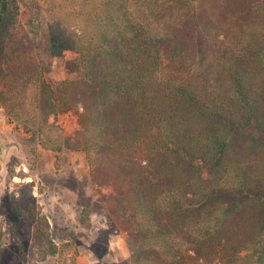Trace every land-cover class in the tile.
I'll return each instance as SVG.
<instances>
[{
  "label": "trees",
  "instance_id": "obj_1",
  "mask_svg": "<svg viewBox=\"0 0 264 264\" xmlns=\"http://www.w3.org/2000/svg\"><path fill=\"white\" fill-rule=\"evenodd\" d=\"M156 1L71 0L66 26L65 5L48 6L55 29L44 35V52L75 53L65 69L73 79L58 83L65 99L49 96V110H78L76 143L86 153L92 183L115 192L133 233L134 264H264V100L242 78L238 64L247 47L235 28L245 10L264 14V0L248 8V0H213L224 11L220 17H230L219 23L200 5L196 19H207L190 50L174 43L172 29L190 21L192 12L180 19ZM176 1L192 8L191 0ZM7 5L0 0V30ZM204 41L221 47L203 51ZM30 45L41 52L42 46ZM17 46L5 58L3 76L11 85L20 76L14 68L19 58L12 56ZM215 53L223 60L218 70L230 76L226 90L202 64ZM27 58L20 79L43 94L49 69L44 60ZM27 100L29 107L19 102L15 119L49 140L59 127L48 114L28 110L37 94ZM239 142L260 158V174L240 163Z\"/></svg>",
  "mask_w": 264,
  "mask_h": 264
},
{
  "label": "rangeland",
  "instance_id": "obj_2",
  "mask_svg": "<svg viewBox=\"0 0 264 264\" xmlns=\"http://www.w3.org/2000/svg\"><path fill=\"white\" fill-rule=\"evenodd\" d=\"M52 2L65 5L62 21L68 25L71 0H8L1 23L0 136L7 148L5 155L0 156V264H134L133 233L121 219L115 192L110 187L92 183L86 153L83 146L76 143L82 131L78 110H59L55 115L49 110V96L56 97L58 103L65 99L58 83L69 77L73 79L65 69L75 55L64 50L62 55L53 57L43 50L44 35L55 29L52 12L46 11ZM73 2L76 4L79 0ZM161 2L165 3L166 10L175 11L168 14L180 19L189 17L186 15L192 12L190 21L172 29L174 43L179 42L186 50L196 46L197 28L204 30L207 18L196 19L200 5L215 23L230 18L220 17L224 11L213 7V0H191L192 8L176 0H159L156 4L159 6ZM247 2V8L255 4L253 0ZM227 15H231L230 10ZM235 28L243 36L242 45L247 47L238 64L242 78L247 86L254 85L252 93L264 100V14L245 10L240 27L235 25ZM33 41L42 46L41 52L36 53L34 47L31 48ZM211 43L204 41L201 49L209 51L221 47L218 42ZM15 44L20 49L12 56L19 58L14 61V68L19 70L20 76L11 85L10 78L3 75L7 68L5 58ZM27 46L24 53L22 49ZM28 56L33 57V62L44 60L49 69L43 94L36 91L35 84H25L24 78L20 79L25 73L24 59L28 61ZM202 64L211 66L212 75L218 81L215 86L226 90L230 76L218 70L216 65L223 64L219 55L215 53ZM9 87L13 89L10 91ZM31 94H37L38 100L28 110L41 118L48 114L47 119L59 127L49 140L34 134L30 125L15 119L13 114L20 107V101L29 107L27 99ZM70 139L72 144H69ZM241 146V142L234 144L237 153H245L240 163L256 175L260 174V158Z\"/></svg>",
  "mask_w": 264,
  "mask_h": 264
},
{
  "label": "water",
  "instance_id": "obj_3",
  "mask_svg": "<svg viewBox=\"0 0 264 264\" xmlns=\"http://www.w3.org/2000/svg\"><path fill=\"white\" fill-rule=\"evenodd\" d=\"M6 148L7 144L5 143V140L0 136V156L5 155Z\"/></svg>",
  "mask_w": 264,
  "mask_h": 264
}]
</instances>
